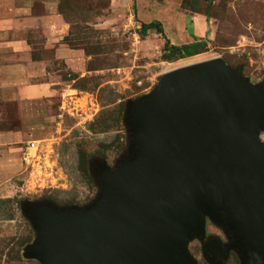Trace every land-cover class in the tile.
<instances>
[{
  "label": "water",
  "instance_id": "1",
  "mask_svg": "<svg viewBox=\"0 0 264 264\" xmlns=\"http://www.w3.org/2000/svg\"><path fill=\"white\" fill-rule=\"evenodd\" d=\"M127 147L112 168L94 159L98 186L84 205L25 201L41 264H264V79L222 57L171 69L129 99ZM210 219L227 241L207 236Z\"/></svg>",
  "mask_w": 264,
  "mask_h": 264
},
{
  "label": "rangeland",
  "instance_id": "2",
  "mask_svg": "<svg viewBox=\"0 0 264 264\" xmlns=\"http://www.w3.org/2000/svg\"><path fill=\"white\" fill-rule=\"evenodd\" d=\"M56 2L68 35L46 47L47 34H27L34 57L49 61L54 92L37 100L0 103V131L15 134L8 144L0 143V264H41L24 256L36 232L22 203L92 201L98 193L92 160L115 166L127 147V100L150 92L163 73L201 57H222L241 67L253 83L264 79V0ZM39 10L41 5L35 7ZM154 20L162 22L164 34L150 30L142 35V23ZM196 38L205 43L199 54L166 59L167 39L181 45ZM60 47L69 58H56L54 50ZM31 142L36 147L26 154ZM206 227L207 236L227 241L210 219ZM189 249L198 264H211L200 240L191 241ZM225 264H241L238 254L231 251Z\"/></svg>",
  "mask_w": 264,
  "mask_h": 264
},
{
  "label": "crops",
  "instance_id": "3",
  "mask_svg": "<svg viewBox=\"0 0 264 264\" xmlns=\"http://www.w3.org/2000/svg\"><path fill=\"white\" fill-rule=\"evenodd\" d=\"M37 5L42 11L35 12ZM58 6L56 0H0V103L37 100L54 92L55 76L48 71L49 61L34 57L27 34H47L46 47L54 41L60 43L68 35L69 26ZM66 52L64 47L55 48L54 55L58 60L66 59ZM14 135L12 131H0V143L8 144Z\"/></svg>",
  "mask_w": 264,
  "mask_h": 264
},
{
  "label": "trees",
  "instance_id": "4",
  "mask_svg": "<svg viewBox=\"0 0 264 264\" xmlns=\"http://www.w3.org/2000/svg\"><path fill=\"white\" fill-rule=\"evenodd\" d=\"M150 30H155L158 33L164 34L163 24L158 20L151 21L150 23H142L139 31L142 35H147ZM204 46L205 43L197 38L193 42L181 45L172 44L170 40L167 39L164 45V55L167 60L187 58L199 54Z\"/></svg>",
  "mask_w": 264,
  "mask_h": 264
},
{
  "label": "built area",
  "instance_id": "5",
  "mask_svg": "<svg viewBox=\"0 0 264 264\" xmlns=\"http://www.w3.org/2000/svg\"><path fill=\"white\" fill-rule=\"evenodd\" d=\"M34 147H36L35 142H31V143L29 144L28 148H27V152H26V154H28V153L30 152L29 150H31V148H34Z\"/></svg>",
  "mask_w": 264,
  "mask_h": 264
},
{
  "label": "bare ground",
  "instance_id": "6",
  "mask_svg": "<svg viewBox=\"0 0 264 264\" xmlns=\"http://www.w3.org/2000/svg\"><path fill=\"white\" fill-rule=\"evenodd\" d=\"M203 59V57L201 58H198V59H194L193 62H196V61H201ZM204 60H206V58H204ZM186 64V63H185ZM180 67V66H179ZM174 69V68H173Z\"/></svg>",
  "mask_w": 264,
  "mask_h": 264
}]
</instances>
